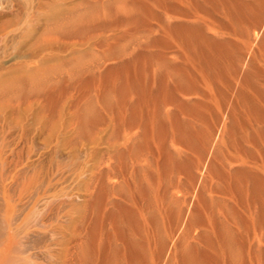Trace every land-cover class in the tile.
I'll return each mask as SVG.
<instances>
[{"label":"bare ground","instance_id":"6f19581e","mask_svg":"<svg viewBox=\"0 0 264 264\" xmlns=\"http://www.w3.org/2000/svg\"><path fill=\"white\" fill-rule=\"evenodd\" d=\"M114 1H97L109 8L98 22L122 34L96 46L108 47L105 57H129L119 70L156 62L150 126L139 114L146 94L138 103L118 102L106 118L86 106L85 158L73 170L65 223L53 230L51 264H261L264 48L244 62L264 23V0H167L168 22L151 40L147 14L112 11ZM131 24L149 32L147 40L122 29ZM84 32L65 29L68 36ZM110 96L103 98L113 105Z\"/></svg>","mask_w":264,"mask_h":264},{"label":"rangeland","instance_id":"374dc122","mask_svg":"<svg viewBox=\"0 0 264 264\" xmlns=\"http://www.w3.org/2000/svg\"><path fill=\"white\" fill-rule=\"evenodd\" d=\"M97 1L0 0V264L52 263L53 230L65 223L75 185L73 170L85 158L80 123L89 103L106 118L108 112L116 114L118 102L138 103L146 94L139 114L150 126L146 112L156 62L141 61L138 70L126 71L118 69L129 59L122 51L119 59L104 56L108 47L96 43L122 32L99 24L109 8ZM119 8L147 14L151 34L139 32L135 24L122 28L137 41L147 40L148 34V40L162 36L160 26L168 22L167 0H115L110 5L112 11ZM218 15L214 17L229 24ZM67 20L75 24H66ZM70 25L85 34L66 35ZM253 38L244 64L264 48V23ZM126 39L120 50L130 45L131 39ZM42 44L46 49H40ZM107 95L113 105L104 101ZM132 133L141 138L145 134L142 128ZM211 157L198 171L200 178Z\"/></svg>","mask_w":264,"mask_h":264}]
</instances>
